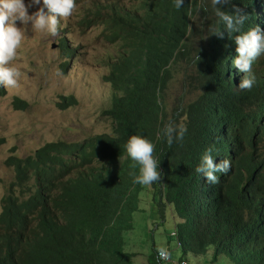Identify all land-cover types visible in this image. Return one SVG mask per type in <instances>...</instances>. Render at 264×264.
Here are the masks:
<instances>
[{
    "label": "trees",
    "instance_id": "1",
    "mask_svg": "<svg viewBox=\"0 0 264 264\" xmlns=\"http://www.w3.org/2000/svg\"><path fill=\"white\" fill-rule=\"evenodd\" d=\"M132 1L124 9L92 3L81 22L99 25L102 19L103 38L120 43L103 78L114 89L104 111L112 134L49 142L26 157L7 158L13 179L1 199L0 264H135L123 235L132 230L147 188L134 182L140 165L125 148L132 135L155 146L164 175L151 185L152 202L161 219L168 207L177 220L171 237L179 261L211 252L212 263L264 264V54L253 65L252 89H240L245 74L233 65L239 33L212 35L224 25L211 0H184L180 9L175 0ZM232 5L249 16L242 33L257 25L264 32V0L220 7L230 12ZM59 49L66 58L75 51L62 38ZM182 60L191 70L187 91L197 96L179 102L168 120L165 93ZM5 94L0 86V97ZM60 100L61 110L77 103L73 96ZM12 107L24 111L28 104L15 97ZM180 122L185 137L169 147L163 129ZM209 148L215 163L231 162L216 184L195 171ZM156 253L147 264H157Z\"/></svg>",
    "mask_w": 264,
    "mask_h": 264
},
{
    "label": "rangeland",
    "instance_id": "2",
    "mask_svg": "<svg viewBox=\"0 0 264 264\" xmlns=\"http://www.w3.org/2000/svg\"><path fill=\"white\" fill-rule=\"evenodd\" d=\"M26 4L30 0H24ZM77 9L67 20H61L58 36H50L31 30L29 25L25 40L12 62L21 72L19 87L5 88L0 97V211L1 199L13 179V171L5 165L11 155L23 158L49 142H81L89 137L112 134V121L104 115L113 99V87L104 81L110 72V63L121 50L120 43H110L103 38L102 19L99 25H82L87 10L96 5L115 3L123 9L134 6L132 0H75ZM40 5L29 8V14ZM46 11V9H45ZM199 19V17H197ZM199 22H197L198 26ZM17 26L21 25L17 22ZM62 39L74 54L66 58L59 49ZM68 63L65 71L61 65ZM191 70L182 60L173 68V78L165 93V113L168 120L179 102L188 103L197 93H189L186 81ZM73 96L76 105L61 110L57 104L60 97ZM28 104L24 111L12 107L13 98ZM181 124V122H180ZM264 150V141L260 145ZM141 192L138 211L132 214V230L124 233V251L134 254L135 264H147L151 252L167 247L172 259L178 260L180 250L171 237L175 216L168 207L164 219L160 218L156 205L152 202L151 186ZM212 250V249H210ZM188 255L187 262L194 264H225L210 262L211 252L206 256Z\"/></svg>",
    "mask_w": 264,
    "mask_h": 264
},
{
    "label": "clouds",
    "instance_id": "3",
    "mask_svg": "<svg viewBox=\"0 0 264 264\" xmlns=\"http://www.w3.org/2000/svg\"><path fill=\"white\" fill-rule=\"evenodd\" d=\"M40 4L41 0H30L28 4L24 0H0V86L11 89L19 87L21 72L17 67L12 66V62L17 59L18 50L23 45L29 25L31 30L55 37L59 35L61 20H67L77 9L75 0H42L43 6L29 14V8ZM211 4L216 10L219 21L224 25L223 29H215L212 35L223 39L225 32L228 36L239 33L234 37L237 55L233 65L245 74L239 88L251 90L255 83L253 65L264 54V32L257 25L242 33L241 29L249 19L248 14L235 5H232L230 12L221 10L220 6L230 5L231 0H211ZM183 5L184 0H175L176 9L182 8ZM204 11L207 9L205 8ZM17 22L20 27L17 26ZM196 60H200L198 55ZM186 132L187 128L184 124L169 123L165 125L162 134L171 147L174 142H182ZM125 148L128 156L140 165L139 175L134 177L135 183L142 186L162 183L164 173L158 170L160 161L154 158L153 143L139 135H132ZM212 151V148L206 150L195 171L206 178L208 183L216 184L219 182L217 173L227 174L231 169V162L223 160L215 163L211 155ZM157 252L159 259L170 261L172 258V252L167 247H160Z\"/></svg>",
    "mask_w": 264,
    "mask_h": 264
},
{
    "label": "built area",
    "instance_id": "4",
    "mask_svg": "<svg viewBox=\"0 0 264 264\" xmlns=\"http://www.w3.org/2000/svg\"><path fill=\"white\" fill-rule=\"evenodd\" d=\"M174 235H175V233L173 232L171 234V236H174ZM155 261H156L157 264H190V263L185 262V261H175L172 258H171L170 261H165V260L159 259L158 258V252L155 255Z\"/></svg>",
    "mask_w": 264,
    "mask_h": 264
},
{
    "label": "crops",
    "instance_id": "5",
    "mask_svg": "<svg viewBox=\"0 0 264 264\" xmlns=\"http://www.w3.org/2000/svg\"><path fill=\"white\" fill-rule=\"evenodd\" d=\"M195 259H197V258H195Z\"/></svg>",
    "mask_w": 264,
    "mask_h": 264
}]
</instances>
